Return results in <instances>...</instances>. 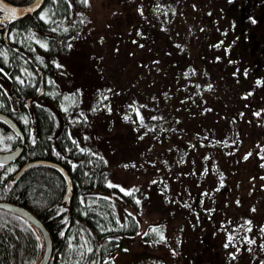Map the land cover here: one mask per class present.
Instances as JSON below:
<instances>
[{"label":"trees","instance_id":"trees-1","mask_svg":"<svg viewBox=\"0 0 264 264\" xmlns=\"http://www.w3.org/2000/svg\"><path fill=\"white\" fill-rule=\"evenodd\" d=\"M116 2L108 25L129 27L109 53L86 38L88 0L0 19V112L22 132L0 120V151L22 147L0 163V200L42 221L48 264H107L120 237L169 264H264V0ZM35 159L67 170L69 203L55 167L13 178ZM145 208L159 218L143 224ZM43 245L0 209V264H35Z\"/></svg>","mask_w":264,"mask_h":264},{"label":"rangeland","instance_id":"rangeland-1","mask_svg":"<svg viewBox=\"0 0 264 264\" xmlns=\"http://www.w3.org/2000/svg\"><path fill=\"white\" fill-rule=\"evenodd\" d=\"M90 4L89 8V25L84 29L87 39H91L95 41L96 44H106V50L110 52V45L114 46L117 45L115 41V37L120 36L122 37L125 33H127L128 25L126 26L123 22L122 25H117L113 23V25H108L107 21L114 18L118 14H126L127 13V6L125 9V4H120V2H116V0H88ZM136 4V3H135ZM135 4L133 7H135ZM138 4V3H137ZM136 4V5H137ZM111 35L104 36L102 38V33L105 35L107 30ZM104 30V31H102ZM113 31V32H112ZM109 38L108 41L105 39ZM110 38H113L112 40ZM102 39V42H101ZM96 49V46H93ZM116 48V47H115ZM122 51L126 50L124 46H121ZM112 181L114 183H119L123 189H129L131 186L137 185L140 183L141 178L137 177L136 175L131 174L130 172L122 171L121 169L115 168ZM143 181V180H142ZM142 216L141 220L143 224L148 223V221H155L159 218L153 209L145 208L143 211L138 213ZM140 216V217H141ZM37 231V230H36ZM172 232V230H169ZM38 232V231H37ZM39 234V233H38ZM141 245V244H140ZM137 243H133L129 241L125 237H120L117 243L116 248L112 252L110 256V261L107 264H169L170 262H165L162 259H159L154 254H160L162 251L161 246L158 244H151L146 243L141 245L145 247L147 253H142L141 246ZM162 251V252H161ZM153 255H151V254ZM165 253V252H164ZM175 262H173L174 264Z\"/></svg>","mask_w":264,"mask_h":264},{"label":"water","instance_id":"water-1","mask_svg":"<svg viewBox=\"0 0 264 264\" xmlns=\"http://www.w3.org/2000/svg\"><path fill=\"white\" fill-rule=\"evenodd\" d=\"M44 0H31L27 3L18 4L12 3L8 0H0V13L1 21L9 22L13 19H22L28 15L36 12L43 4ZM0 120L6 123L16 134L22 138V132L16 122L7 114L0 112ZM22 151L21 146H17L9 151H0V163H8L15 160ZM41 163L57 168L61 171L66 179V190L63 199L66 203H69L72 195V179L69 176L67 170L59 163L45 159H35L24 163L19 170L14 174L13 178L18 177L21 172L34 164ZM0 209L16 214L25 219L30 225L36 228L43 240V251L35 264H48L51 253H52V239L49 231L42 223V221L28 208L20 204L0 200Z\"/></svg>","mask_w":264,"mask_h":264},{"label":"snow or ice","instance_id":"snow-or-ice-1","mask_svg":"<svg viewBox=\"0 0 264 264\" xmlns=\"http://www.w3.org/2000/svg\"><path fill=\"white\" fill-rule=\"evenodd\" d=\"M85 3H87V0H84ZM43 18V17H41ZM253 23H255V21H253ZM245 159H247V157H245ZM137 203H139V201H137ZM153 231H156V229H153ZM161 239H163V237H161Z\"/></svg>","mask_w":264,"mask_h":264}]
</instances>
